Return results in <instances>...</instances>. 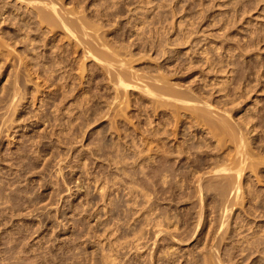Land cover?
I'll return each instance as SVG.
<instances>
[{
  "label": "rangeland",
  "instance_id": "1",
  "mask_svg": "<svg viewBox=\"0 0 264 264\" xmlns=\"http://www.w3.org/2000/svg\"><path fill=\"white\" fill-rule=\"evenodd\" d=\"M56 2L0 0V264H264V0Z\"/></svg>",
  "mask_w": 264,
  "mask_h": 264
},
{
  "label": "bare ground",
  "instance_id": "2",
  "mask_svg": "<svg viewBox=\"0 0 264 264\" xmlns=\"http://www.w3.org/2000/svg\"><path fill=\"white\" fill-rule=\"evenodd\" d=\"M21 1H25V0H21ZM28 2H41L42 4H44V6L45 7H47V8H49V10L51 11V12H53L52 14H51V12H49L48 11V9L47 8H44V9H47V11H45L44 13H39V11H40V7H36V8H39V10H38V12H37V14L39 13L40 14V18H41V20L40 21H44V22H47V23H49V24H55V22L58 20H54V17L56 16L57 18H60L57 22H60L62 25H64L65 26V29L67 28L68 30H70L71 31V33H74L75 32V28H78L77 27V25L74 27V29L75 30H73V26H71L72 27V29H71V27H70V24H69V22L67 21L68 20V18L70 17V15H69V13L67 14V12L66 11H68V10H66L65 12H66V14H67V16L69 15V17L66 19V17H64L63 16V14H61L62 12H61V9L59 8L60 6L59 5H61V4H59V5H57V0H27ZM3 3V2H2ZM60 3V2H59ZM10 4V3H9ZM14 4V3H13ZM35 4V3H34ZM4 5V4H3ZM22 6V5H21ZM35 6V5H34ZM40 6V5H39ZM59 6V7H58ZM63 6V5H62ZM78 7V6H77ZM23 8V7H22ZM79 8V7H78ZM7 9V8H6ZM42 9V8H41ZM65 9V8H64ZM86 9V8H85ZM70 11V10H69ZM84 11V10H83ZM35 12V11H34ZM36 12H35V14H36ZM41 12V11H40ZM43 12V11H42ZM65 12H64V14H65ZM71 12V11H70ZM53 14H56V15H53ZM65 14V15H66ZM74 15V14H73ZM36 16H38V15H36ZM72 16V15H71ZM78 16V15H77ZM5 17V16H4ZM34 17V16H33ZM71 18H74V16H72ZM70 18V19H71ZM69 19V21H71ZM22 20V19H21ZM74 20V19H73ZM75 21V20H74ZM39 22V21H38ZM73 22V21H72ZM76 22V21H75ZM88 22V21H87ZM32 24H33V22H32ZM31 25V24H30ZM29 25V26H30ZM56 26H58L59 24H55ZM73 25H75V24H73ZM89 25V24H88ZM20 26V25H19ZM34 27L36 26V25H33ZM32 26V27H33ZM50 26H52V25H50ZM63 26V27H64ZM31 27V26H30ZM54 27V26H53ZM63 27H61L62 29H63ZM86 27V26H85ZM89 27H90V25H89ZM36 29L38 28V27H35ZM56 28V27H55ZM55 28H53V29H55ZM87 28V27H86ZM92 28V27H91ZM96 28V27H95ZM98 28V27H97ZM32 30V29H31ZM34 30V29H33ZM49 30V29H48ZM78 30H80V27H79V29ZM81 30H82V28H81ZM84 30V29H83ZM74 31V32H73ZM49 32V31H48ZM65 32V31H64ZM86 32V31H85ZM78 33V32H77ZM76 33V34H77ZM91 33V32H90ZM96 33V32H95ZM36 34V33H35ZM75 34V33H74ZM83 35H84V33H82ZM70 36H71V34H69ZM85 35H86V33H85ZM95 35V34H94ZM4 36V35H3ZM76 36V35H75ZM78 36V35H77ZM79 37V36H78ZM72 38V37H71ZM81 38H84V37H82V35H81ZM48 39V38H47ZM34 40V39H33ZM84 40V39H83ZM76 41H78V40H76ZM82 41V40H81ZM86 42H87V40H85ZM46 43V42H45ZM44 44V43H43ZM47 44V43H46ZM45 44V45H46ZM84 44V43H83ZM88 44V43H87ZM48 45V44H47ZM38 46V45H37ZM45 47V46H44ZM86 47V46H85ZM91 47V46H90ZM89 48V47H88ZM91 49V48H90ZM55 61V60H54ZM58 62V61H57ZM212 62V61H211ZM56 63V62H55ZM54 63V64H55ZM51 64V63H50ZM58 64V63H57ZM170 92V91H169ZM169 92H167L168 94H169ZM171 93H174V92H171ZM177 95V94H176ZM175 95V96H176ZM181 97V96H180ZM175 98V97H174ZM180 99V98H179ZM191 105V104H190ZM192 105H194V104H192ZM211 106V105H210ZM190 107V106H189ZM195 107V106H194ZM196 111V110H195ZM193 113V112H192ZM205 114V113H204ZM203 114V115H204ZM195 116V115H194ZM199 116V115H198ZM207 116V115H206ZM200 118V117H199ZM214 119V118H213ZM178 121V120H177ZM207 121V120H206ZM229 121V120H228ZM179 122V121H178ZM214 122V121H213ZM212 122V123H213ZM223 122V121H222ZM177 123V122H176ZM200 123V122H199ZM209 124V123H208ZM218 124H220L219 122H218ZM226 125V124H225ZM192 127V126H191ZM213 127V126H212ZM217 128V127H216ZM215 128V129H216ZM221 128V127H220ZM224 129H225V127H224ZM224 131V130H223ZM228 132V131H227ZM240 138V137H239ZM241 168V167H240ZM237 169V168H236ZM241 170V169H240ZM234 172H236V170L234 171ZM238 172V171H237ZM240 172V171H239ZM226 174V173H225ZM237 174V173H236ZM235 174V175H236ZM213 175V174H212ZM234 175V176H235ZM210 176V175H209ZM228 176V175H227ZM221 177H223V176H221ZM210 178V177H209ZM225 178V177H224ZM236 178V177H235ZM239 178V177H238ZM229 180V179H228ZM233 180V179H232ZM234 182V181H233ZM199 183V182H198ZM234 184V183H233ZM228 185V184H227ZM235 185V184H234ZM235 189V188H234ZM200 192V191H199ZM228 193V192H227ZM201 195V194H200ZM204 202V201H203ZM202 204V203H201ZM226 216V215H225ZM151 218V217H150ZM149 218V219H150ZM153 220V219H152ZM159 223V222H158ZM225 223V222H224ZM201 224V223H200ZM159 225V224H158ZM162 230V229H161ZM142 233V232H141ZM163 234V233H162ZM140 240V239H139Z\"/></svg>",
  "mask_w": 264,
  "mask_h": 264
}]
</instances>
